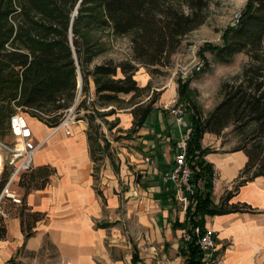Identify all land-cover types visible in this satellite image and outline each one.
Listing matches in <instances>:
<instances>
[{
	"label": "trees",
	"instance_id": "obj_1",
	"mask_svg": "<svg viewBox=\"0 0 264 264\" xmlns=\"http://www.w3.org/2000/svg\"><path fill=\"white\" fill-rule=\"evenodd\" d=\"M6 1L0 0V7ZM7 2L6 9L0 11L2 25L17 14L12 0ZM21 6L22 14H17L20 18L16 19V27L11 25L0 31L1 101L19 98L20 105L55 128L76 100L80 77L83 94L90 92L92 78L96 100L85 118L90 151L96 163V152H107L110 147L97 121L116 114L117 109H130L134 116L132 133H138L147 125L160 108H155L154 95L148 102L141 99L150 96L151 88L139 85L138 71L146 67L158 72L159 67L170 66L186 36L206 22L210 0H29ZM74 9L77 13H73ZM32 10L40 18L32 15ZM95 29H110L118 37L129 36L132 58L120 62L110 59L90 69L97 54L98 41L90 38ZM223 41L221 46L210 49L219 61L230 63L235 55L246 53L251 62L241 75L222 84L223 99L217 107L204 116L193 96L197 94L189 84L180 83L178 90L177 103L185 106L192 130L187 159L196 187L194 194L188 195L186 220L178 225L186 231L195 228L205 231L207 216L252 210L247 204L229 205L233 192L216 204L211 182L214 169L205 159L211 149L204 148L202 143L206 134L219 136L226 128L234 126L240 135V144L233 151H244L248 162L234 191L257 177H264V0H249L239 22L225 31ZM7 44L12 45V49ZM129 94L132 95L129 100L121 97ZM98 105L112 108L103 113ZM88 107L83 100L77 109ZM163 112L166 114L167 110ZM101 140L106 143L104 147ZM174 145L176 147V141ZM55 172L51 165H44L20 177V186L25 188L20 218L26 238L34 235L43 214L29 211L25 198L33 190L46 188ZM6 235L7 226L1 220L0 240ZM184 244L187 264H201L204 254L196 239Z\"/></svg>",
	"mask_w": 264,
	"mask_h": 264
},
{
	"label": "crops",
	"instance_id": "obj_2",
	"mask_svg": "<svg viewBox=\"0 0 264 264\" xmlns=\"http://www.w3.org/2000/svg\"><path fill=\"white\" fill-rule=\"evenodd\" d=\"M95 90L91 81L92 95ZM177 97L174 83L163 92L151 127L138 133L142 148L137 155H145L140 165L143 176L125 192L118 189L109 164L97 184L84 120L72 127L71 136L63 132L50 147L43 146L35 167L51 165L56 172L46 188L33 190L25 198L29 211L42 213L43 219L30 238L25 237L21 218L7 222V235L0 240V264H187L185 229L178 226L186 220V209L174 188L161 180L162 172L174 165L176 139L166 119L172 116L169 105ZM118 116L124 122L122 128L133 125L130 110ZM40 124L49 129L47 145L59 131ZM206 135L203 147L211 152L205 159L221 177L216 204L233 192L229 205L252 208L206 217V227L216 232L220 264H264V177L234 191L248 157L242 150L216 151L209 147ZM165 146L170 149L169 158ZM46 242L54 253L44 251Z\"/></svg>",
	"mask_w": 264,
	"mask_h": 264
},
{
	"label": "rangeland",
	"instance_id": "obj_3",
	"mask_svg": "<svg viewBox=\"0 0 264 264\" xmlns=\"http://www.w3.org/2000/svg\"><path fill=\"white\" fill-rule=\"evenodd\" d=\"M7 1L5 3L6 6L3 5L0 7V11L6 9L8 3ZM27 1L29 0H12V8L17 9L16 13L19 14V16L22 14L23 6L21 5L25 4ZM248 1L249 0H210L206 22L186 36L182 46L173 56L172 64L170 66L159 67L158 72H152L146 67H141L138 71L136 79L139 85H149L151 88L149 91L150 96L148 97L146 95L145 97L141 98L143 99V102H148L151 95H154L153 99L156 101L155 108H158L160 107L162 94L166 88H170L174 85V83H176L178 92L180 83H188L189 88L197 94L196 96H193L197 101L202 113L204 116L209 115L223 99L221 94L222 84L225 81L232 80L234 77L241 75L245 66L251 62L250 57L246 53H239L235 55L230 63H223L219 61L216 58V55L210 50L213 49V47L215 48L217 46H221L224 43L223 36L225 31L229 27L236 25V15L242 12ZM75 9L73 13L76 11ZM31 12L32 15L40 18L38 13L33 10ZM17 14L11 15L9 19L5 20V25L0 24V31L8 29L11 25H15L16 27L18 23L16 19L20 18ZM90 36L93 42L98 41L96 46L97 54L93 63L90 65V69H92L95 65L102 64L110 59L120 62L124 60H130L133 56L129 36H115L110 29L92 30ZM7 47L12 49V45L10 44H7ZM143 76L146 77V82L141 81ZM91 81L94 82V80L92 78L90 79V92L88 94L82 93L81 99L79 101L80 103L81 101L86 100L87 106H90V108H81L80 110L77 109L75 112V123L69 126L71 132L72 127L75 126L80 120H84L85 123H88L85 115L91 113V107H93V104L96 100V94H91ZM79 85L76 100L71 107L75 105L78 99ZM155 91L156 93L154 94ZM131 96V94L121 95V97L125 100H129ZM177 100L178 97L174 101L177 102ZM174 101L171 102L169 107L174 104ZM98 107L103 113L109 112V110L112 108H102L99 105ZM18 109H20L22 113L26 114V116L30 118L32 121V126L36 132L37 141H42V139L50 133L49 129L44 128L40 124V122H44L40 118L34 116V111L19 104V98H16L11 102L1 101L0 98V138H3L8 143H11L12 137L9 136V119L13 113L18 111ZM126 110L130 109H117L116 114L108 115L105 118H101L97 121L102 125L101 131L104 133L103 137H106L110 147L107 152H96V157L98 160H96L94 167V172L96 175L95 180L97 184L100 185V182L102 181L101 177L104 172H106V166L109 164L111 171L114 172L118 179V189L122 192H125L131 188V184L135 185L136 179L143 176L141 172L143 169L140 167V165H143L142 160L145 156L143 153H141V156L137 155V153H140L139 149L142 148V140L138 133L145 131V129H141L138 133H132V126H130L128 129L122 128L124 127V122L121 118H119L118 114H122L123 111L125 112ZM153 114L145 128L151 127L154 118ZM166 125L169 126V128L171 127L170 129L174 139H176L180 132L178 131L173 115L166 119ZM55 129L56 127L51 128V132H53ZM63 132L65 133L66 137L71 136L66 133L65 128H62L47 145H44V147H50L51 144L54 143ZM207 139H210V142H208L209 147L216 149L218 152H224L233 151L240 144L241 138L234 126H230L226 128L221 135L216 136L209 134ZM105 144V141L101 140V146L104 147ZM169 151V147L165 146L164 152L167 154L168 158L170 156ZM108 155H110L111 158ZM23 174L24 173L18 176L11 187L12 190L16 191L22 199L24 198L25 188L20 186V177ZM130 178H132V180ZM121 200L123 202L124 198L121 197ZM22 207L23 204L18 205L7 198L3 199L0 202V221L3 220L7 226V222L11 218H20V211ZM45 247L46 248L44 251L49 250L51 253L55 252L54 248H52L47 242Z\"/></svg>",
	"mask_w": 264,
	"mask_h": 264
},
{
	"label": "built area",
	"instance_id": "obj_4",
	"mask_svg": "<svg viewBox=\"0 0 264 264\" xmlns=\"http://www.w3.org/2000/svg\"><path fill=\"white\" fill-rule=\"evenodd\" d=\"M241 13L235 18V24L239 22ZM82 96V86L79 85V95L75 105L65 112L64 119L53 131L54 133L62 128L66 129V133L71 135L69 129L71 124L75 123V112ZM171 114L175 117V123L180 132L176 138V147L174 152V165L166 168L161 175L163 183L174 188L176 197L181 201L185 209L189 205V194H194L196 187L193 181V170L187 159L188 140L191 135L190 124L187 120L185 106L174 104L169 107ZM9 136L12 137L11 143L0 138V202L7 198L18 205L23 204L20 195L12 190V185L22 173L31 171L34 168L36 155L45 145L48 137L42 141H37L36 132L31 124V120L20 109L13 113L9 119ZM213 195L221 183V177L214 170L212 178ZM196 239L200 251L204 254L201 264H220L217 256L216 232L211 228H195L192 231H184L183 240L190 243Z\"/></svg>",
	"mask_w": 264,
	"mask_h": 264
},
{
	"label": "water",
	"instance_id": "obj_5",
	"mask_svg": "<svg viewBox=\"0 0 264 264\" xmlns=\"http://www.w3.org/2000/svg\"><path fill=\"white\" fill-rule=\"evenodd\" d=\"M81 82H82V80H81V77H80V82L79 83L81 84Z\"/></svg>",
	"mask_w": 264,
	"mask_h": 264
}]
</instances>
